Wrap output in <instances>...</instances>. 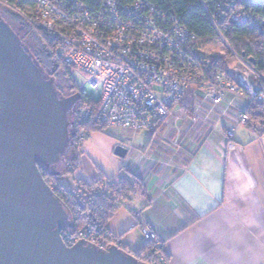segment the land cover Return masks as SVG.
<instances>
[{"label":"built area","instance_id":"1","mask_svg":"<svg viewBox=\"0 0 264 264\" xmlns=\"http://www.w3.org/2000/svg\"><path fill=\"white\" fill-rule=\"evenodd\" d=\"M218 6V14L231 11V22L264 34V14L233 13L234 3L229 0H219ZM0 8L52 35L57 43L55 58L87 77L86 85L76 90L75 145L89 138L88 124L109 134H154L190 89L204 94L214 108L231 106L228 97L244 101L247 109L264 106V75L237 55L219 32L231 64L210 77L205 71L209 61L196 56V37L148 0H0ZM247 109L240 113L237 126L248 125ZM234 137L233 128L226 133L228 150L235 148ZM162 145L173 150L164 142L157 147ZM174 157L164 160L161 169L178 162ZM138 230L146 245H154L158 264H169L156 233L147 226ZM61 238L67 248L81 242L103 251L116 246V239L91 215L62 231Z\"/></svg>","mask_w":264,"mask_h":264},{"label":"crops","instance_id":"2","mask_svg":"<svg viewBox=\"0 0 264 264\" xmlns=\"http://www.w3.org/2000/svg\"><path fill=\"white\" fill-rule=\"evenodd\" d=\"M228 101L231 106L191 115L183 160L161 169L167 162L158 152L144 158L137 150L129 158L126 169L141 173L148 198L139 196L144 203L135 215L122 206L108 231L115 238L124 235L120 244L131 253L146 246L136 226H147L169 264H264V135L237 126L247 105L232 97ZM233 128L235 148L228 150L226 133ZM80 163L89 164L84 158ZM98 179L93 170L87 181Z\"/></svg>","mask_w":264,"mask_h":264},{"label":"water","instance_id":"3","mask_svg":"<svg viewBox=\"0 0 264 264\" xmlns=\"http://www.w3.org/2000/svg\"><path fill=\"white\" fill-rule=\"evenodd\" d=\"M77 101L56 91L0 17V264H140L116 246L67 248L61 238L74 224L39 167L59 165L73 149Z\"/></svg>","mask_w":264,"mask_h":264},{"label":"trees","instance_id":"4","mask_svg":"<svg viewBox=\"0 0 264 264\" xmlns=\"http://www.w3.org/2000/svg\"><path fill=\"white\" fill-rule=\"evenodd\" d=\"M123 1L125 3H130L133 0ZM148 1L168 16L175 17L181 25L196 37V56L200 60L205 57L209 61V66L205 69L209 76L213 75L214 71L218 68L227 70L231 64L227 60V56L230 58L229 53H227V56L204 53V50L207 49V46L210 44L217 42L223 44L218 32L237 55L245 61L250 62L256 72L264 75V34L249 28L247 25H237L231 22V11L228 12V10L224 9L222 13L218 14L220 10L218 6L219 0ZM229 1L234 3L233 13L244 10L251 11L258 15L264 14V2L262 0H257L255 2H241L239 0ZM1 11L8 20L15 22L16 25L26 33V39H29L33 44V51H30L24 44L25 40L17 36L45 76L50 78V76L54 75L59 69L64 71L73 69L72 67L64 66L55 58L57 43L52 35L38 31L27 25L14 13L8 10L2 9ZM259 83L260 81L258 80L254 81L256 86L259 85ZM68 86L69 90L72 92L71 96H74L78 87L69 84ZM55 89L60 95L63 93L61 91L63 90L62 86H55ZM179 105L188 114L193 115L195 113L193 111L196 107L195 89L188 90ZM246 113L249 116L247 127L255 133L264 135V106L257 104L251 105ZM88 131L89 136L91 133L95 132L107 133L104 129L96 126H89ZM76 147L74 143V151ZM79 164L80 157L78 153H76L72 165L68 167V172L75 175L78 168L80 169ZM39 169L49 187L53 185V180H58V172L50 171V169L45 167H39ZM74 181L77 184V189L67 188L58 181L56 185L57 188L53 191L57 199L69 213L74 225L76 223L79 224L85 215H91L95 222L101 224L108 230V224L119 212L124 203L132 201L135 195L145 200L148 198L146 185L142 178L130 179L124 175L120 178L119 184L109 185H102L103 183H101L100 180L96 183L84 179H74ZM78 195L81 196L82 201H79ZM123 236L124 235L116 238L115 245L124 253L132 254L133 258L140 264L159 263V256L154 252L153 244H148L141 251L133 254L120 244Z\"/></svg>","mask_w":264,"mask_h":264},{"label":"rangeland","instance_id":"5","mask_svg":"<svg viewBox=\"0 0 264 264\" xmlns=\"http://www.w3.org/2000/svg\"><path fill=\"white\" fill-rule=\"evenodd\" d=\"M239 1L255 2L257 0H239ZM1 10L2 9L0 8V17H2L1 19L5 21L7 17ZM37 30L42 31L39 29ZM24 44L30 49V51H33V46H32L33 44L30 42V40H25ZM204 53H214L219 56H227L228 51L223 44L217 42L208 45L207 49L204 50ZM227 60L230 61L229 56H227ZM50 78L54 79L55 86L63 87V90H61L62 92L69 90L68 84L82 88L87 83V77L76 69H70V71H64L59 69L54 75H51ZM61 95L63 97H66L63 94ZM74 96H76V92ZM179 104L180 102L173 107L169 119L166 120L163 124H160L157 131L154 134L148 135L142 133L135 135L129 132L122 134L120 133L103 134L98 132L91 133L89 138L86 139L82 144L75 145L78 147L75 148V151L74 149L73 151L72 149L69 150V153L67 154L65 160L62 163H60L59 165L49 167L50 171H56L59 174L58 180L52 181L53 185H57L59 181L61 185L66 186L67 188L77 189V184L75 183L74 179H84L87 181L88 176L92 174L93 170L99 174V179L96 181H89V182L96 183L97 181L100 180V182L103 183L102 185L119 184L120 178L123 177V175L127 176V178L130 179H134V178L138 179L140 178L141 173L137 174L136 171L130 172L127 171L126 169L129 158H132L137 150L142 156H144V158L147 157L152 158L154 156L153 150L158 149L159 147L157 146L163 142L168 143V145H170L173 150L172 151L168 150L167 145L166 146L162 145V147L159 148V151H157L158 153H160L159 156L160 158L159 157L158 158L161 159V161L164 160L166 161L175 158L174 156H177L179 160L180 159L183 160L184 159L183 157L185 155L183 153L182 141L184 140V137L186 138L190 137V133L192 132L191 131L192 127L189 123H187V121H189V119L191 118V115L188 114L184 109H182ZM206 104L207 103L204 100V98H202L199 94H196V107L193 112H202L203 110L215 112L218 109H222L221 106L220 108L219 107L214 108L213 105L211 106L210 104L209 106H207ZM178 119L179 120L186 119L184 121V125L179 127L177 130H172V128L170 129V125L176 122ZM71 121H73V112L71 116ZM89 126L90 125L88 124L85 126V128L88 129ZM195 141L198 143L199 141H201V138L198 136ZM149 142H150L149 144L150 146L148 145ZM177 146H179V148H177ZM118 147H123L128 151V156L125 159H121L115 155V150ZM75 152L78 153L80 157V161H82V159L84 158L88 160L89 164L81 165L80 163L79 164L80 169L78 168V171L75 173V175H72L68 172V167L72 165L73 159L76 157ZM140 163L141 162H139V165ZM78 198L79 201H82L80 195H78ZM143 203H144L143 200H141L139 196L135 195L131 202L124 203L123 206L124 208L130 209V211L134 213L135 211H137V208L143 205ZM136 227L138 229L140 226H136ZM107 232L110 236H112L108 230ZM165 258L167 259L166 255Z\"/></svg>","mask_w":264,"mask_h":264},{"label":"flooded vegetation","instance_id":"6","mask_svg":"<svg viewBox=\"0 0 264 264\" xmlns=\"http://www.w3.org/2000/svg\"><path fill=\"white\" fill-rule=\"evenodd\" d=\"M5 22L11 27V29L15 32V34L18 35L22 40H29V39H26V37H27L26 33L23 32V30L18 25H16L15 22H12V21H10L8 19H6ZM62 94L64 96H66L65 98H67V96H68V98L69 97H73V96H71L72 92L69 91V90L63 92Z\"/></svg>","mask_w":264,"mask_h":264}]
</instances>
